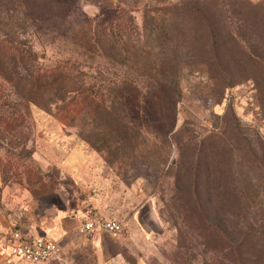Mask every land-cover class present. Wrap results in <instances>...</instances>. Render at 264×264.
Instances as JSON below:
<instances>
[{
	"label": "rangeland",
	"instance_id": "rangeland-1",
	"mask_svg": "<svg viewBox=\"0 0 264 264\" xmlns=\"http://www.w3.org/2000/svg\"><path fill=\"white\" fill-rule=\"evenodd\" d=\"M45 1L0 0L1 43L22 42L42 65L76 58L85 72L119 78L136 95L124 114L134 152L95 149L84 140L81 117L62 119L60 103L23 112L0 75L7 195L26 200L35 215L60 207L55 189L67 171L65 150L81 147L101 160L103 177L86 191L120 195L119 232L75 227L33 235L68 246L64 258L45 264H264V0H74L78 15L101 16L109 6L132 20L146 55L121 64L68 45ZM154 24L157 37L148 32ZM3 54L0 67L11 71L8 50ZM20 203L12 200L6 211ZM87 204L82 199L67 213L96 212Z\"/></svg>",
	"mask_w": 264,
	"mask_h": 264
},
{
	"label": "trees",
	"instance_id": "trees-1",
	"mask_svg": "<svg viewBox=\"0 0 264 264\" xmlns=\"http://www.w3.org/2000/svg\"><path fill=\"white\" fill-rule=\"evenodd\" d=\"M45 10L63 23L60 38L68 45L80 48L81 55L86 58L102 56L121 64L123 58L134 60L146 55L132 20L124 15L122 8L104 6L101 16L88 18L78 15L74 0H46ZM141 31L143 34L147 29L143 26ZM148 32L153 37L159 34L155 24ZM2 44L5 45L0 41V65L4 63L3 51L7 49L13 66L7 72L0 67V75L11 81L23 112L30 105L46 109L51 104L60 103L62 119L82 118L87 132L84 140L88 145L95 149L111 147L115 151L131 146V153L134 152L136 141L130 137L133 128L124 114L136 101V95L124 90L119 78L108 81L101 74L87 73L79 67L76 58L42 65L22 42L10 40L5 49Z\"/></svg>",
	"mask_w": 264,
	"mask_h": 264
},
{
	"label": "crops",
	"instance_id": "crops-1",
	"mask_svg": "<svg viewBox=\"0 0 264 264\" xmlns=\"http://www.w3.org/2000/svg\"><path fill=\"white\" fill-rule=\"evenodd\" d=\"M65 155V161L68 166L67 171H61L55 189V194L59 196L60 207L47 206L43 209L42 215H35L26 210V200L22 201L18 195L9 193L8 196L6 186L0 181V259L5 257L9 252L10 241L9 238H6L9 237L12 229L19 230L21 234L27 237H37L33 236L37 232L51 234L53 231H56L58 234L65 235L75 227L77 228L79 221L74 216L77 213L71 214L73 212L72 206H74V209L78 208L79 201L82 199L87 206V202L92 205L102 218H121L120 212L115 209L119 204V193L108 196L106 191H86L89 188L86 187L87 185H92L95 182L100 184L102 180L100 173L102 169H98L101 167V160L98 159V156L84 147L65 150ZM64 182L70 186L64 188ZM82 182L84 183V188L79 185ZM12 200H17L21 203L18 208L8 213L5 206H9ZM69 208H72L70 214L67 213V209ZM14 213L16 214L15 220L12 217ZM78 213H80L79 210ZM44 236L51 237L49 235ZM61 247L62 254L60 258H64L68 246L62 245ZM10 259L12 264H24L13 257H10Z\"/></svg>",
	"mask_w": 264,
	"mask_h": 264
},
{
	"label": "built area",
	"instance_id": "built-area-1",
	"mask_svg": "<svg viewBox=\"0 0 264 264\" xmlns=\"http://www.w3.org/2000/svg\"><path fill=\"white\" fill-rule=\"evenodd\" d=\"M79 221L78 230L84 234L107 233L113 234L121 230L122 224L118 219L100 217L91 209L81 210L75 215ZM62 247L58 241L48 236L27 237L19 230L11 232L9 252L0 259L1 264H12L10 257L24 264L45 263L58 259Z\"/></svg>",
	"mask_w": 264,
	"mask_h": 264
}]
</instances>
